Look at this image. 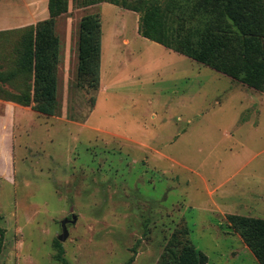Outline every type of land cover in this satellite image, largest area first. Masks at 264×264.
<instances>
[{"label":"rangeland","instance_id":"rangeland-1","mask_svg":"<svg viewBox=\"0 0 264 264\" xmlns=\"http://www.w3.org/2000/svg\"><path fill=\"white\" fill-rule=\"evenodd\" d=\"M12 1L17 17L34 10L32 0ZM64 3L54 115L0 99V264H60L52 245L63 220L70 264H194L191 250L207 264H259L231 222L264 220V92L184 55L203 34L168 50L138 35L135 12ZM87 14L101 21L96 91L77 77ZM262 15L248 18L260 51ZM25 16L30 24L0 31V72L17 69L9 97L32 95L19 65L34 37Z\"/></svg>","mask_w":264,"mask_h":264},{"label":"trees","instance_id":"trees-1","mask_svg":"<svg viewBox=\"0 0 264 264\" xmlns=\"http://www.w3.org/2000/svg\"><path fill=\"white\" fill-rule=\"evenodd\" d=\"M107 2L139 14L138 35L168 50L172 41L184 45L186 39L205 36L202 45H192L183 50L187 57L209 66L233 80L264 92V51L249 34L250 15L264 11L263 0H201L195 10L192 0H91ZM48 18L34 26L32 44L21 54L20 68L28 73L32 95L24 91L9 97L5 86L14 88L17 69L0 72V99L12 101L43 116L55 113L57 74L59 63V39L56 34V18L65 12L64 0H48ZM261 19L264 18L260 17ZM264 20V19H263ZM101 21L98 14H87L79 22L77 77L90 90H98L101 66ZM29 87V88H30ZM231 228L240 236L259 264H264V220L236 218ZM5 230L0 227V254L3 250ZM53 259L60 264H70L63 256L61 244L52 245ZM187 258H196L194 264H207L202 253L191 250ZM132 259L126 264H130Z\"/></svg>","mask_w":264,"mask_h":264},{"label":"crops","instance_id":"crops-1","mask_svg":"<svg viewBox=\"0 0 264 264\" xmlns=\"http://www.w3.org/2000/svg\"><path fill=\"white\" fill-rule=\"evenodd\" d=\"M9 3H12L14 7L9 10L5 9L4 11H0V20L6 21L4 23H0V31L20 28V27L30 24V23H23L25 20L23 19V15L24 16L26 15L25 17L26 19L29 18V21L34 20V22L31 23L33 25H36L38 22L43 21L48 18V9H47L48 0H32L30 4L32 5V7H34V10L31 12L30 9H26L27 11L26 14L23 13L22 16H19V17L15 16L13 12L15 11V7L20 5V2H16V1L8 2V0H0V5H5ZM40 5L41 7H39ZM8 18L10 19L9 22L11 23L5 24L7 23ZM1 140L2 138H0V144H1ZM3 177L5 176L0 174V181L2 180Z\"/></svg>","mask_w":264,"mask_h":264},{"label":"water","instance_id":"water-1","mask_svg":"<svg viewBox=\"0 0 264 264\" xmlns=\"http://www.w3.org/2000/svg\"><path fill=\"white\" fill-rule=\"evenodd\" d=\"M66 222L67 220H63L61 222L62 234L57 238L58 242H62L68 235V232L66 230Z\"/></svg>","mask_w":264,"mask_h":264}]
</instances>
